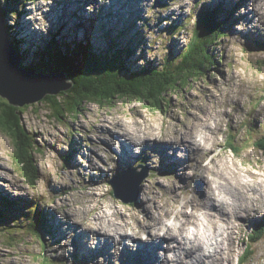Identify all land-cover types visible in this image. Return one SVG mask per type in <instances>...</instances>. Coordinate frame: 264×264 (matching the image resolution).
<instances>
[{"label":"clouds","instance_id":"9594fccd","mask_svg":"<svg viewBox=\"0 0 264 264\" xmlns=\"http://www.w3.org/2000/svg\"><path fill=\"white\" fill-rule=\"evenodd\" d=\"M55 3L19 0L15 8L6 7L9 35L21 21L48 36L52 25L46 14ZM110 3H85L83 13L90 16ZM205 3L211 0L164 5L140 0L143 12L136 26L142 41L131 57L135 68L128 75L111 70L132 79L143 70L159 72L169 62H182L194 44L206 48L199 72L183 73L175 86L157 94L162 110L146 93L143 99L131 93L85 96L63 121L41 105L42 118L24 116L25 124L14 127L0 106V188L53 211L66 234L39 232L42 245L32 232L15 230L25 221L31 224V216L0 225V264H122L125 248L135 253L141 244L160 245L153 264H264V231L251 223L264 217V47L252 46L247 38L264 37V0H243L233 12L232 30L217 29L210 43L197 26ZM6 4L0 0V7ZM177 21L173 31L166 30ZM173 41L179 49L175 55ZM19 52L24 56V46ZM37 64L23 59L20 67ZM72 77L65 76L67 87ZM0 95L18 105L41 97L14 95L9 88ZM25 138H31L29 175L22 162ZM74 139L78 150L68 163ZM154 143L169 146L167 156L181 162L175 171H163L160 152L145 148ZM126 146L128 161L142 175L136 200L117 195L110 183ZM142 151L149 158L135 159ZM53 188L64 195L55 196ZM79 233H87L81 242L91 252L109 243L108 255L74 257L73 238Z\"/></svg>","mask_w":264,"mask_h":264},{"label":"rangeland","instance_id":"374dc122","mask_svg":"<svg viewBox=\"0 0 264 264\" xmlns=\"http://www.w3.org/2000/svg\"><path fill=\"white\" fill-rule=\"evenodd\" d=\"M73 2L74 5H78L79 2L77 0H56V3L52 6V10L50 13L46 14L49 19L52 27L49 30L48 36H44L43 34L36 33L30 31L29 26L26 23H22L21 21L17 22V29L13 35H9L11 40L14 42H19L18 49L21 46L25 48L24 56L20 53L22 60L23 59H32L39 61L41 57V50L45 47L47 42H55L58 48H63V45L68 42H84L86 39L88 42H92L96 45L100 50H105L107 48L106 42L115 41L119 43L116 47L128 46L131 48V53L124 56V62L126 66L134 67V61L131 60L132 55L134 54L135 47L142 41V34L138 30L136 26V20L142 17L143 9L139 6L140 1L136 3V7L134 8V12L127 13L123 10H114L113 8H108V5H99L96 13L87 16L83 13V6L87 1L81 3L79 8L69 10L67 7L62 6L65 3ZM133 1V0H127ZM126 0H118V2H123V4H129ZM19 0H7L6 6L2 7L4 13L6 14V7L15 8L16 4ZM61 2V4H60ZM243 0H211V3H205L199 12L203 13L204 10L215 9L221 11L220 18L224 21V29L225 31H231L233 24L236 22L233 17V12L236 8L240 6ZM159 5H164L167 3V0H157ZM59 4V5H57ZM105 6L107 10H101L100 7ZM62 7V8H61ZM139 9V10H135ZM114 10V11H113ZM113 11V12H111ZM129 10L128 12H130ZM138 13V14H137ZM82 14V15H81ZM198 14V16H199ZM22 16L23 13H20ZM164 17H161L163 19ZM169 26L166 30L171 32L174 30L176 23ZM119 32V33H117ZM80 34H83L84 39H79ZM254 47H264V37H258L254 34H248L247 37ZM54 40V41H53ZM22 42V43H21ZM178 47L176 46L175 41H173L172 45V54L175 55L178 52ZM215 63V60H214ZM206 75V74H205ZM171 102V101H170ZM41 105H44L43 111L47 112L49 109L43 101H39L30 105V108L23 114L22 117L27 116L30 119L32 118H42L41 117ZM31 110V111H29ZM67 110V109H66ZM162 110V109H161ZM61 121L65 119L64 114L59 118ZM30 122V120H29ZM22 123L25 124V120L22 119ZM255 124L258 122L254 121ZM71 124H69V128H71ZM156 147V143H154ZM158 145V144H157ZM39 146V145H38ZM152 147V146H151ZM148 148V146H145ZM42 151V149L39 148ZM78 150L77 141L74 139L71 144V151L66 154L67 162L71 163V160L74 157L75 152ZM156 148L153 147V151ZM161 150V149H160ZM160 152V151H158ZM161 157V169L163 171H175L176 168L170 165V159H166L164 155L166 152H160ZM149 157L145 156L144 153H141V156L136 159H148ZM165 159V160H164ZM132 164H123L119 162L118 169L116 174L113 176L110 183L120 184L124 190L120 192V195L125 196L127 200H136L138 195V187L137 182L141 178L139 173L136 172V169L131 166ZM25 164V169L28 170ZM146 171V169H145ZM37 176L39 175L37 171ZM125 177H132L133 183L129 182L125 183ZM93 179H96L93 177ZM113 185V184H112ZM197 187L200 188L201 185L197 182ZM53 191L56 192L57 189L53 188ZM55 196H63V192L54 193ZM26 201H29L27 203ZM129 207H134V202H127ZM33 207V210L37 211L45 209V222L47 223V227L44 228V232L41 234H51L53 236L59 234L63 236L65 233L60 232V226L62 225V221H59L55 213L45 207L39 205L36 201H32L28 199L26 196H12L11 193H8L6 190L0 188V215H2V219H0V225H11V221L14 219H19L21 216H25L27 214V210ZM263 220L258 223V225H254L258 231H261L264 228V217ZM261 219V218H260ZM260 219H255L252 222L259 221ZM57 222V223H55ZM55 227H54V225ZM6 227V226H5ZM27 225H17L15 230L17 231H28ZM72 228V225H69ZM59 228V230H57ZM34 236L40 237L42 245L43 237L38 235V232L35 230H30ZM40 234V233H39ZM75 241V239H73ZM46 247V245H44ZM73 255V254H72ZM96 255H101L97 253ZM149 255V254H148ZM147 255V256H148ZM134 258V259H133ZM47 260V257H45ZM139 259V260H138ZM148 263H145L143 260L138 258L137 256L132 255L127 261L122 260V264H129L130 262H135V264H153V261L149 259ZM138 261V262H137ZM141 261V262H140ZM47 264H54V262L48 261Z\"/></svg>","mask_w":264,"mask_h":264},{"label":"trees","instance_id":"16d2710c","mask_svg":"<svg viewBox=\"0 0 264 264\" xmlns=\"http://www.w3.org/2000/svg\"><path fill=\"white\" fill-rule=\"evenodd\" d=\"M4 15L6 16L5 13ZM217 15H219V10H204L199 16L197 24L199 35L201 37L205 36L203 40L206 42L210 43L215 36L212 33L217 29L221 31L224 27L222 19ZM10 41L20 55L19 42H14L11 38ZM116 45L118 46L119 43L115 41V38L113 41L106 42L107 51L100 50L92 42H88L87 39L84 42L65 43L63 48H58L55 42H47L40 52L39 64L29 68H35L37 72L50 73L54 71L73 76L71 79L72 87L69 90L53 96L48 95L43 99L49 110L60 118L65 112L71 113L74 109L78 110V105L85 96H124L129 93L137 95L140 99L144 98L142 93H146L148 96L153 97L154 105L161 110L162 103L156 99L157 94L169 86H175L176 78L182 76L183 73L188 71L199 72L205 62L202 52L207 51L206 48L202 49L200 44H194L191 50L185 54L182 62H169L159 72H151V68H149L143 70L142 75L129 79L120 76L119 73L128 75V72L135 68V66H126L124 62V56L131 53V48L128 46L116 47ZM208 59L214 63L213 58L208 57ZM105 69L109 70L104 71ZM116 69H119V73L111 71ZM205 74L207 75V73ZM0 106H3L8 123L14 127L23 124L22 116L30 108V105L12 106L1 98ZM24 131L26 134V129ZM29 139L31 138L22 140L25 149L23 153L25 159L22 162L28 165L27 169L32 167V158L28 156ZM36 147L39 150V146L36 145ZM25 174L29 175V171L25 170ZM29 216L33 219L31 224L25 221L18 225L26 223L28 231L35 230L41 236L39 232H44V228L47 227L45 218H42L38 210L28 211L23 217L27 218ZM2 218L4 217L0 215V219Z\"/></svg>","mask_w":264,"mask_h":264},{"label":"water","instance_id":"95a60500","mask_svg":"<svg viewBox=\"0 0 264 264\" xmlns=\"http://www.w3.org/2000/svg\"><path fill=\"white\" fill-rule=\"evenodd\" d=\"M20 64L21 57L10 41L3 11L0 7V91L4 90V88H9L14 95L24 96L25 98L41 96L38 99L27 102L23 105L13 103V101L6 96L0 95V98L5 99L12 106L23 107L25 105H32L39 101H43L48 95H57L72 87V83H70L68 87L64 84L65 73H56L54 71L50 74L38 73L35 68L24 69L20 67ZM139 175L142 178L140 173ZM126 182L132 184V177H125V183ZM112 184L116 194L120 195V192L124 190L122 186L120 184Z\"/></svg>","mask_w":264,"mask_h":264},{"label":"bare ground","instance_id":"6f19581e","mask_svg":"<svg viewBox=\"0 0 264 264\" xmlns=\"http://www.w3.org/2000/svg\"><path fill=\"white\" fill-rule=\"evenodd\" d=\"M78 2H79V4L78 5H74L73 4V2H70V3H66V2H64L63 1V3H65V5L63 4L62 6H64V7H67L69 10H73V9H76V8H79L80 6H81V3L82 2H93V3H95L96 2V0H77ZM127 1V0H126ZM140 0H133V1H127V3L129 4V7H128V5L127 4H123V2H118V0H111V3L110 4H104L105 6H107L108 5V8H113L114 10H123V11H125V12H127V13H131V12H134V8L136 7V3H138ZM60 4H61V2H60ZM57 5H59V4H57ZM105 6H103V7H100V9L101 10H107V9H105ZM138 6V5H137ZM140 6V5H139ZM62 8V7H61ZM113 10V11H114ZM129 10H131L130 12H128ZM135 10H139V9H135ZM113 11H111V12H113ZM138 14V13H137ZM82 15V14H81ZM217 17H218V15H217ZM145 146H148V147H151L152 148V150H153V147L154 148H156V150L155 151H160L161 152V150H162V152L164 151V152H166V154L164 155V157L166 158V159H170V165L172 166V167H174V168H178L179 167V165H180V161L179 160H176V159H174L173 157H168L167 156V148L169 147L168 145H165V144H156V147H155V145L154 144H152V145H148V144H146ZM161 149V150H160ZM143 152V151H142ZM132 157H131V151H130V147H125V149H124V152H123V154H122V156H121V159H120V162L121 163H123V164H128V165H130L131 164V162L130 161H128L129 159H131ZM137 158V157H136ZM135 158V159H136ZM163 159V158H162ZM165 160V159H164ZM132 166V165H131ZM33 201V200H32ZM27 203H29V201H26ZM45 211V209H42V210H39L38 209V213H40V215L42 216V218L44 219L45 217H44V212ZM261 218V219H260ZM260 218H256V219H260L259 221H255V222H251V223H254V225H258V223H260L262 220H263V218L262 217H260ZM255 220V219H254ZM55 223H57V222H55ZM7 225H8V223H7ZM61 227V226H60ZM72 228H73V226H72ZM57 230H59V228L57 229ZM262 231H264V230H262ZM64 235H66V234H64ZM86 235H87V233H79V234H77V236H75L73 239H75V241H73V245H74V247H75V249H76V251L73 253V256L74 257H78V256H81V257H87V258H92V259H94L95 258V256H96V254L97 253H100V254H105L106 256L108 255V248L111 246L109 243H107L106 242V244L102 247V248H98L95 252H91V251H89L88 249H87V247H86V244H84V243H82L81 242V240L84 238V237H86ZM150 245H153V246H155V247H147L148 245H143V247L142 246H140V248L138 249V251L137 252H135V253H130L129 251H128V249L127 248H125V250H124V252H122V254H121V260H123L124 259V256L125 255H127L129 258L132 256V255H134V256H137L138 258H140L141 260H143L145 263H148L150 260L149 259H151L152 261H153V259H154V257H155V250H156V248H158L160 245H158V244H150ZM145 247H147V248H145ZM149 254V255H148ZM148 255V256H147ZM134 259V258H133ZM139 260V259H138ZM51 262V261H50ZM138 262V261H137ZM141 262V261H140ZM127 264V263H126ZM129 264H135V262H130Z\"/></svg>","mask_w":264,"mask_h":264}]
</instances>
